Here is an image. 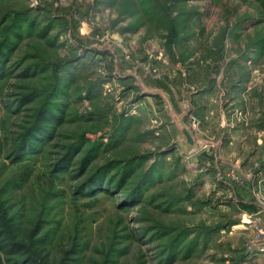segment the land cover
Segmentation results:
<instances>
[{
    "label": "rangeland",
    "instance_id": "1",
    "mask_svg": "<svg viewBox=\"0 0 264 264\" xmlns=\"http://www.w3.org/2000/svg\"><path fill=\"white\" fill-rule=\"evenodd\" d=\"M0 43V264H264V0H0Z\"/></svg>",
    "mask_w": 264,
    "mask_h": 264
},
{
    "label": "trees",
    "instance_id": "2",
    "mask_svg": "<svg viewBox=\"0 0 264 264\" xmlns=\"http://www.w3.org/2000/svg\"><path fill=\"white\" fill-rule=\"evenodd\" d=\"M174 1L178 2L179 0H174ZM149 9L152 10L153 9L152 6H149ZM12 26L13 25H10L6 29L9 30ZM11 30L12 28L10 29V31ZM174 36H176V34H173V37ZM6 38L9 40V36H7ZM4 49L5 47L3 46V44L0 43V56H1V53H3ZM59 83H60V80L56 78V80H54V83L51 84L52 86L49 89V93L48 92L46 93L47 95L41 92L40 90H38V92L36 90H33L26 94L25 93L23 94V97L26 98V101H32V99L34 100L35 98L39 96H41L40 100L41 99H44V100L43 101L41 100L42 102H39L40 106L37 107L38 109H36V111L33 113L32 119L29 125L27 126V129H25L24 134L20 136V139H19L20 142L16 146L17 150L20 149L19 151H21L20 155L22 152L28 155L29 150L33 151L31 148L32 147L35 148L40 143V141L36 139L37 136L42 132V130L46 129L48 125L51 124L50 116L53 113V95ZM46 89L47 88H45V90ZM86 140L87 138L85 134H83V136H81L77 141L67 144L64 156L56 163L57 171H61L65 167V164H67L68 161L73 160L72 159L74 158L73 156L77 155L83 149L84 145L86 144ZM90 144L91 146L86 148L83 151V155L81 157L80 166H81L82 171L86 169L89 163L93 162L95 155H96L98 144H96V142H92ZM106 167L107 166L95 167L96 170L90 173V175L87 178H85L83 181L80 182V184L76 187L75 192L80 193L83 188L88 187V185L91 184L93 180H96L94 178L100 173V171L103 172ZM15 218H16V213H13L12 216L9 217V221L11 219L14 220ZM4 233L5 231H4V226H3V229H0V235L3 236ZM10 246L16 247V249H14L16 251L17 249L19 250L22 248V245L16 243L15 241L10 242ZM174 246H175V242L171 244L170 246H168V248H170L171 250V248H174ZM170 255H171V252L169 251L166 258H164L163 262H165V259H167ZM0 263H1V260H0Z\"/></svg>",
    "mask_w": 264,
    "mask_h": 264
},
{
    "label": "water",
    "instance_id": "3",
    "mask_svg": "<svg viewBox=\"0 0 264 264\" xmlns=\"http://www.w3.org/2000/svg\"><path fill=\"white\" fill-rule=\"evenodd\" d=\"M172 116H174V114H172ZM174 118H175L176 124L178 125L180 131L183 133L187 144L190 146H194V139H193V135H192L191 131L186 127V125L184 124L182 119L177 118L175 116H174Z\"/></svg>",
    "mask_w": 264,
    "mask_h": 264
},
{
    "label": "built area",
    "instance_id": "4",
    "mask_svg": "<svg viewBox=\"0 0 264 264\" xmlns=\"http://www.w3.org/2000/svg\"><path fill=\"white\" fill-rule=\"evenodd\" d=\"M249 224H252V223L249 222Z\"/></svg>",
    "mask_w": 264,
    "mask_h": 264
},
{
    "label": "bare ground",
    "instance_id": "5",
    "mask_svg": "<svg viewBox=\"0 0 264 264\" xmlns=\"http://www.w3.org/2000/svg\"><path fill=\"white\" fill-rule=\"evenodd\" d=\"M250 222V221H249Z\"/></svg>",
    "mask_w": 264,
    "mask_h": 264
}]
</instances>
